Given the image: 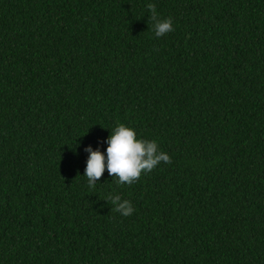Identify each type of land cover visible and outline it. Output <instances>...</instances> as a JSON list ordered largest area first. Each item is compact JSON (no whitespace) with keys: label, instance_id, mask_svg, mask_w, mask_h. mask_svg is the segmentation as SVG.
Instances as JSON below:
<instances>
[{"label":"trees","instance_id":"16d2710c","mask_svg":"<svg viewBox=\"0 0 264 264\" xmlns=\"http://www.w3.org/2000/svg\"><path fill=\"white\" fill-rule=\"evenodd\" d=\"M118 123L171 162L89 187ZM0 264H264V0H0Z\"/></svg>","mask_w":264,"mask_h":264},{"label":"clouds","instance_id":"9594fccd","mask_svg":"<svg viewBox=\"0 0 264 264\" xmlns=\"http://www.w3.org/2000/svg\"><path fill=\"white\" fill-rule=\"evenodd\" d=\"M151 12L152 27L155 37L173 31L171 17L160 18L154 4L147 5ZM104 143L106 147L101 152L86 145L87 152L83 175L89 187H94L102 174L107 171L109 176L116 178L118 185H132L142 175L148 173L161 162L170 163V157L158 148L155 140L137 138L135 130L123 123H118ZM113 210L122 216H130L134 212L132 203L121 199L118 194L110 195Z\"/></svg>","mask_w":264,"mask_h":264}]
</instances>
